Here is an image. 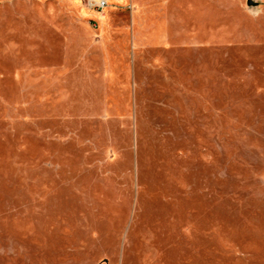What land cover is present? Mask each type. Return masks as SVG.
Instances as JSON below:
<instances>
[{"label": "rangeland", "instance_id": "rangeland-1", "mask_svg": "<svg viewBox=\"0 0 264 264\" xmlns=\"http://www.w3.org/2000/svg\"><path fill=\"white\" fill-rule=\"evenodd\" d=\"M0 0V264H264V0Z\"/></svg>", "mask_w": 264, "mask_h": 264}, {"label": "built area", "instance_id": "built-area-1", "mask_svg": "<svg viewBox=\"0 0 264 264\" xmlns=\"http://www.w3.org/2000/svg\"><path fill=\"white\" fill-rule=\"evenodd\" d=\"M107 5L106 0H96V4H90V6L94 9H97V11H100Z\"/></svg>", "mask_w": 264, "mask_h": 264}, {"label": "crops", "instance_id": "crops-1", "mask_svg": "<svg viewBox=\"0 0 264 264\" xmlns=\"http://www.w3.org/2000/svg\"><path fill=\"white\" fill-rule=\"evenodd\" d=\"M74 3V0H70V4H73Z\"/></svg>", "mask_w": 264, "mask_h": 264}]
</instances>
